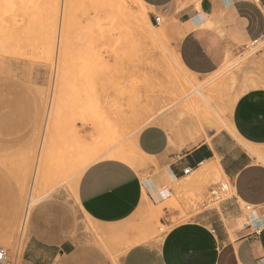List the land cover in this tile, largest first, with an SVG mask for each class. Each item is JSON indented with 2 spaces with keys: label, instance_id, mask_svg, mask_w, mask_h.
<instances>
[{
  "label": "rangeland",
  "instance_id": "rangeland-1",
  "mask_svg": "<svg viewBox=\"0 0 264 264\" xmlns=\"http://www.w3.org/2000/svg\"><path fill=\"white\" fill-rule=\"evenodd\" d=\"M152 13L142 0H0L4 264L22 263L31 214L40 201L59 190L73 200L84 171L103 158L143 167L135 137L149 124L161 125L192 144L207 139L229 126L230 102L254 84L252 60L264 58V51L231 54L216 73L196 77L176 51L177 21ZM147 19L154 32L165 30V35L150 37ZM223 183L228 193L214 197L212 191ZM197 184L183 189L194 213L219 209L234 195L228 179L215 168ZM30 195L37 202L31 205L26 225ZM166 205L181 209L175 197ZM240 209L242 216L230 229L233 240L246 233L250 212L264 211L244 204ZM63 218L59 224L71 228L61 239L86 224L77 209ZM152 227L157 235L169 230L159 222Z\"/></svg>",
  "mask_w": 264,
  "mask_h": 264
},
{
  "label": "crops",
  "instance_id": "crops-1",
  "mask_svg": "<svg viewBox=\"0 0 264 264\" xmlns=\"http://www.w3.org/2000/svg\"><path fill=\"white\" fill-rule=\"evenodd\" d=\"M142 1L177 21L176 51L199 78L264 34V0ZM252 63L254 84L234 104L230 127L192 144L149 124L135 137L143 167L103 158L84 171L73 200L59 190L40 201L21 264H264V211H255L262 225L255 218L236 240L230 233L242 203L264 207V58ZM205 164L228 179L234 195L219 209L194 213L183 189L198 186ZM174 197L181 209L166 205ZM75 209L86 224L61 239L71 226L59 222ZM157 222L169 230L157 235Z\"/></svg>",
  "mask_w": 264,
  "mask_h": 264
},
{
  "label": "bare ground",
  "instance_id": "bare-ground-1",
  "mask_svg": "<svg viewBox=\"0 0 264 264\" xmlns=\"http://www.w3.org/2000/svg\"><path fill=\"white\" fill-rule=\"evenodd\" d=\"M58 3H59V0H58ZM146 28H147V30H148V35L150 36V37H152V38H155V37H161V36H164L165 35V30H160V31H158V32H154L153 30H154V25L149 21V19H147V23H146ZM197 92H198V94L204 99V101L209 105V106H211V104H210V102L208 101V96H206L205 94H204V92H200L198 89H197ZM238 98H239V96H236L231 102H230V105H229V113H231V111H232V108H233V106H234V104L236 103V101L238 100ZM228 124H229V121H228ZM229 127H230V124H229ZM211 166L209 165V164H205V165H203L202 166V170L203 171H206V170H208L209 168H210ZM218 170L220 171V169H219V167H218ZM32 192V191H31ZM32 196L30 195V197H29V201H28V204H27V209H26V214H25V217H24V223L27 225V222H28V220H29V213H30V209H31V205L33 204V203H36L37 201H33L32 199ZM243 204V203H242ZM249 207H251V206H249ZM251 214H250V222H254L255 220H253V219H257L258 220V222H260L261 223V225H262V223H263V221H262V217H261V215H258L257 214V212H255V211H252V212H250ZM248 215V214H247ZM242 219H244L243 217L238 221L239 222V224L241 225V221H243ZM247 220V219H246ZM248 221V220H247ZM257 222V221H256ZM237 225V224H236ZM235 225V226H236ZM251 225V224H250ZM248 226V225H247ZM252 226V225H251Z\"/></svg>",
  "mask_w": 264,
  "mask_h": 264
},
{
  "label": "built area",
  "instance_id": "built-area-1",
  "mask_svg": "<svg viewBox=\"0 0 264 264\" xmlns=\"http://www.w3.org/2000/svg\"><path fill=\"white\" fill-rule=\"evenodd\" d=\"M154 20L157 24H159L160 22V18L159 17H154ZM264 51V34L262 36H260L259 38L253 40L252 42H250L248 45L244 46L243 50L241 51V54L244 55H252V54H257V53H261ZM189 170H185V173H188ZM228 185L227 184H220V186H218L216 189H214L212 191V195L214 197L220 198L222 197V195H226L228 193ZM7 256H6V252L0 248V264H4L5 260H6Z\"/></svg>",
  "mask_w": 264,
  "mask_h": 264
}]
</instances>
